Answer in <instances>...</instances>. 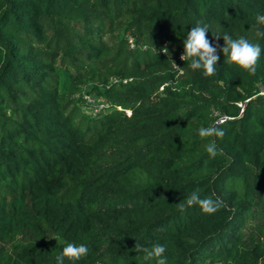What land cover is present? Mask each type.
Listing matches in <instances>:
<instances>
[{
  "label": "trees",
  "instance_id": "trees-1",
  "mask_svg": "<svg viewBox=\"0 0 264 264\" xmlns=\"http://www.w3.org/2000/svg\"><path fill=\"white\" fill-rule=\"evenodd\" d=\"M258 14L264 0H0V264H57L69 243L89 253L64 264H155L134 248L157 243L167 264H264ZM198 23L210 77L180 59ZM225 33L259 44L255 75L225 62ZM223 115V137H199ZM197 188L225 206L181 213Z\"/></svg>",
  "mask_w": 264,
  "mask_h": 264
},
{
  "label": "clouds",
  "instance_id": "clouds-1",
  "mask_svg": "<svg viewBox=\"0 0 264 264\" xmlns=\"http://www.w3.org/2000/svg\"><path fill=\"white\" fill-rule=\"evenodd\" d=\"M256 21L259 25H264V15L258 14ZM209 32L208 26H201L199 23L197 26L192 27L188 32L187 38L184 40V53L180 59L188 62V67L193 70H203L205 77L215 75L217 62L220 59L217 54V48L210 45L209 40L206 38V33ZM221 35H216L218 40ZM224 46L220 49L224 57H226L227 64H235L240 69L246 71L250 75H255L256 65L261 56V48L259 44H252L244 37L233 39L227 33L223 34ZM258 36H264V31L259 32ZM167 53V49H164ZM168 54V53H167ZM182 74V73H181ZM173 91H178L177 88H173ZM264 95V93H262ZM219 123H214L208 127H201L198 129V135L201 138L211 137H223L225 131L219 126ZM204 151L212 158L217 155H223V151L218 149L214 139H209L207 143L203 144ZM201 189L197 188L192 191L186 198L177 205L178 210L183 213L194 205H198L199 208L205 214H213L217 212L221 207H224V201L217 198L212 199L210 197L201 198ZM134 250L139 253H144V260L151 262L155 260V264H167V257L165 255L166 247L161 244H154L150 248L143 247L136 244ZM89 248L81 244L79 246L69 243L64 248L62 253L57 256V264H64V259L67 258L70 261H79L82 257L87 256Z\"/></svg>",
  "mask_w": 264,
  "mask_h": 264
},
{
  "label": "built area",
  "instance_id": "built-area-1",
  "mask_svg": "<svg viewBox=\"0 0 264 264\" xmlns=\"http://www.w3.org/2000/svg\"><path fill=\"white\" fill-rule=\"evenodd\" d=\"M129 42H130L131 46H134L133 38H131L129 40ZM174 66H175V68H179L180 65L179 64H175ZM123 81L127 82V79H124ZM110 82L111 83H117V82H119V79L116 78V77H111ZM262 93H264V88H262L261 91H260V94H262ZM83 96H84V99L87 100V102L92 106L93 109L97 108V111L95 110V112L102 113L103 111H105L109 107V104L106 101H104V100L103 101H99V103H94L93 100H91L89 95L86 94V95H83ZM238 105L241 106L242 108L244 107L242 102H238ZM117 108L124 110L128 115L132 114V111L130 109H123L120 106H118ZM242 111H243V109H242ZM226 119H227V116H225V115L220 116L219 119H218V122H223Z\"/></svg>",
  "mask_w": 264,
  "mask_h": 264
},
{
  "label": "rangeland",
  "instance_id": "rangeland-1",
  "mask_svg": "<svg viewBox=\"0 0 264 264\" xmlns=\"http://www.w3.org/2000/svg\"><path fill=\"white\" fill-rule=\"evenodd\" d=\"M89 85H83L82 87V92L80 91L79 94H84V95H89L91 100H93L94 103H99V101H103V99L101 98V96L99 94H90L87 92V90L89 89ZM81 108L82 111H84L86 114L91 115V116H98L101 113L95 112V110L97 111V108H92V106L90 104H86L85 102H82L79 106Z\"/></svg>",
  "mask_w": 264,
  "mask_h": 264
}]
</instances>
